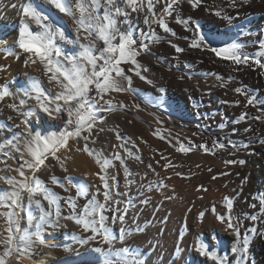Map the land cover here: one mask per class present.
<instances>
[{
	"label": "snow or ice",
	"instance_id": "6c2138e0",
	"mask_svg": "<svg viewBox=\"0 0 264 264\" xmlns=\"http://www.w3.org/2000/svg\"><path fill=\"white\" fill-rule=\"evenodd\" d=\"M187 2L195 9L201 5L202 0H187ZM249 2L250 0H229V6L235 8ZM161 3L164 7L158 13L156 5ZM180 3L181 0H19L21 19L18 38L12 48H0V53H3L4 59L13 57L21 61L25 69L40 72L47 79L48 84H44L41 75H30L28 72H25L28 77L27 83L18 86L15 91L9 87L10 83H15L14 80L0 84V104L11 100L12 102L4 106L22 117L19 123L10 127L7 123H0V132L5 130L11 132V138L0 143V153L7 159L23 161L15 169L7 165V160L0 161L9 171L17 173L15 176L0 177V180H4L9 186L0 190V219L3 220V225H0V245L3 246L0 264H8L11 258H15L18 264L25 257L31 258L34 245L47 246L42 232L48 227L53 230L67 228L66 224L59 223L61 219L73 221L83 233L87 234L81 236L74 231L68 233L69 239L84 249L83 254L71 245L64 246L65 252H76L80 255L82 264H142L135 250L115 247L116 241H123L127 235L132 234L124 224L130 209H134L135 205L130 199L117 198L127 196V189L131 183L128 177L132 173L125 158H122L118 151L109 157L102 149L97 150L89 145H94L99 134L106 130L104 124L108 117L104 114L114 113L123 107L122 104L115 102L113 93L137 91L132 87L131 74L151 83L145 75H142L147 69L138 58L142 55H153L152 46L160 43L162 39L153 25H158L163 33L175 36L176 33L169 26L167 19L175 12L176 23L183 25L185 31L191 33L190 37H184L189 41L187 49L171 40L168 41L176 53H184L187 50L207 51L221 61L230 62V66H237L233 67V71L242 70L240 66H247L262 70L261 75H264V39L258 41V50L254 53L244 51V46L236 41L212 43L202 33L199 21L191 16L183 18L180 15ZM11 7L17 8V4L13 3ZM53 9L63 15H53ZM145 9H147L146 13ZM141 13H144L142 22L147 26V30L136 27L141 19ZM215 16L227 21L229 25L232 24V16L225 13L222 8L215 11ZM64 17L69 18L71 24H68ZM97 41L103 42L102 48L97 47ZM69 44L74 47L68 49L66 45ZM160 59L157 57L158 62ZM175 67L179 68V63ZM184 67L191 69L192 65L185 64ZM6 72L7 67L0 65V73ZM191 75L189 74V79ZM202 75L205 78L215 77L220 82L218 86L222 88L234 79L229 75L225 80L221 75L213 72ZM180 79L184 77L181 76ZM234 91L246 97L245 107L261 106L258 111L262 114L251 119L264 120V98L258 99L254 93H249L242 87H237ZM17 100L18 103L15 102ZM29 101H35V105H29ZM235 103L239 105L240 101L237 100ZM247 115L242 113L235 123H241ZM12 119L11 116L8 117V120ZM60 120H63L62 125L56 123ZM220 126L224 127L223 124ZM108 130L113 131V129ZM233 131L235 132L236 129ZM244 131H251V128H245ZM117 139H124L118 131ZM130 139L131 137H128V140ZM80 141H84L82 147L79 146ZM260 142L264 144V140ZM229 143L232 149L238 150L235 143ZM112 147L124 149L129 159H140L131 149L125 148L124 144ZM196 147L205 153L215 155L212 149H225L226 145L214 141L211 147L206 143ZM193 150L191 142L188 145L180 142L179 146L175 147L176 152L185 155ZM80 152L87 153L93 158L99 168L95 175L100 181V186H96V191L83 206H79L77 200L88 197L91 185L76 181L73 184L76 188V197H61L37 175L42 169L46 171L56 165L67 172V164H75V156ZM14 153L19 154L18 157ZM229 154L235 155V151ZM50 158L56 162V165L48 163ZM161 158L166 161L164 168L174 167L166 156ZM114 161H119L123 168L125 189L123 192L116 191L119 187L116 174L109 173V169L116 168ZM224 163L243 166L245 160H226ZM197 167L201 166L197 165ZM148 168L155 171L152 164H148ZM208 171L212 169L208 168ZM228 174L221 173V175ZM176 175L179 176L181 173L177 172ZM63 180L72 183L73 178L64 177ZM63 180L56 175L51 176V182L60 187H65ZM140 187L145 191H152L154 188H168L169 185L161 181L159 185L141 183ZM201 189L207 191L203 186L197 190ZM65 191H68L66 187ZM99 196L103 197V201L98 198ZM37 197L47 201V209ZM164 199L174 200L175 196H164ZM253 199L259 203V211L245 217L253 221V227L245 230L243 237L240 231L241 220L232 215L233 198L224 197L223 214L217 212L215 205L211 208V214L216 216L219 224L223 226V231L229 232L236 238L231 252L239 256L240 264H245L250 240L264 239V231H258L255 227L257 221L264 224V194H258ZM141 203L147 205L150 199H142ZM249 207L255 209L257 204L251 203ZM34 209L40 211L38 217L33 215ZM65 210L67 215L63 214ZM187 211L191 212L192 209L188 208ZM204 216V211L199 212L198 223L202 222ZM135 218L133 215L132 219ZM21 220L27 225L23 230ZM117 223L121 227L114 232L110 225ZM135 231L143 232L144 228L138 225ZM93 242L107 247H92ZM194 250L214 264H227L226 254L221 253L216 247L210 250L209 243L199 236ZM179 251L180 248L177 246V253Z\"/></svg>",
	"mask_w": 264,
	"mask_h": 264
},
{
	"label": "bare ground",
	"instance_id": "6f19581e",
	"mask_svg": "<svg viewBox=\"0 0 264 264\" xmlns=\"http://www.w3.org/2000/svg\"><path fill=\"white\" fill-rule=\"evenodd\" d=\"M13 3L17 4V8L11 7ZM163 7V3L158 4L156 10ZM221 8L232 16L231 25L215 16V11ZM52 11L53 15H63L55 9ZM179 12L183 18L191 16L199 21L202 33L212 43L236 41L244 46V51L254 53L258 50V41L264 39V0H250L249 3L235 8L229 6V0H202L201 5L195 9L187 0H181ZM143 15L144 13L140 14L141 19L136 27L147 30V26L142 22ZM20 19L19 0H0V48L8 49L14 46L18 38ZM64 19L71 24L69 18L64 17ZM167 19L176 35L163 33L158 25L153 26L162 39L160 43L152 46L153 55H142L138 58L147 69L142 75H145L151 83L131 74L132 87L137 91L113 93L115 102L122 104L123 107L114 113L104 114L108 117L104 124L106 130L99 134L94 145H89L97 150L102 149L109 157L118 151L121 157L125 158L129 171L132 173L128 177L131 183L127 189V196L117 197L122 200L130 199L135 205L134 209H130L124 224V227L132 234L127 235L123 241H116L115 247L135 250L142 264H214L213 261L195 252L194 245L199 236L209 243L210 250L216 247L221 253L226 254L227 264H240L239 256L231 252L236 238L229 232L223 231V226L219 224L216 216L211 214V208L215 205L217 212L223 214L225 212L224 197H231L233 198L232 215L241 220V237L245 230L253 227V221L245 217L259 211V203L253 197L264 194V144L260 142L264 140V120L251 119L262 114L258 111L261 106L245 107L246 97L236 93L234 89L246 88L249 93H254L258 99H262L264 98V75H261L262 70L247 66H240L242 70L233 71V67L237 66H230V62L221 61L211 52L187 50L184 53H176L168 41L171 40L187 49L189 41L184 37H190L191 33L185 31L183 25L176 23L175 12ZM65 34H68L67 28ZM96 43L98 48L103 47L102 41ZM66 47L72 49L74 46L69 44ZM157 57L161 58L159 62ZM177 63L180 65L179 68L175 67ZM185 64L192 65V68L184 67ZM0 65L7 67L6 73H0V84L14 80L15 83L9 84L12 91L27 83L28 77L25 72L30 75H41L44 84H48L47 79L40 72L25 69L21 61L13 57L4 59L3 53H0ZM206 72L217 73L225 80L229 75L234 79L222 88L218 86L220 82L215 77L205 78L202 75ZM189 74H192L191 79L188 78ZM181 76L184 79H180ZM237 100L240 101L239 105L235 103ZM9 102L12 101L6 100L4 104H0V123H7L10 127L19 123L22 117L4 106ZM15 102L18 103V100ZM28 104L35 105V101H29ZM137 105L139 107H136ZM242 113L248 115L244 121L236 124L235 121ZM64 115L66 117L67 114ZM9 116L13 119L8 120ZM56 123L62 125L63 120ZM221 124L224 127H221ZM249 127L251 131L245 132L244 129ZM233 129L236 131L234 132ZM117 131L124 139H117ZM128 137L131 139L128 140ZM9 138H11L10 131L0 132V143ZM214 141L225 144L226 148L212 149L216 153L212 155L196 147L204 143L211 147ZM180 142L185 145L191 142L194 150L187 155L176 152L175 147H178ZM229 142L235 143L238 150L232 149ZM83 143L84 141H80L79 146L82 147ZM120 144L131 149L140 159H129L124 149L112 147ZM233 151L235 155H230L229 153ZM14 155L18 157L19 154L14 153ZM162 156H166L174 167L164 168L166 161L161 158ZM240 159L245 160L243 166L224 163L226 160ZM5 160L11 169L23 163L18 159H7L0 153V161ZM75 160V164H67L68 170L64 172L50 158L48 163L56 166L46 171L42 169L37 175L61 197H76V188L73 186L76 181L91 185L88 197L77 200L78 205L83 206L96 191V186H100L99 178L95 175L99 168L87 153L76 154ZM114 163L116 168L109 169V172L116 174L119 184L116 191L123 192L125 190L123 168L119 161ZM148 164H152L155 171L149 169ZM208 168L212 171H208ZM0 169H3L0 171V177L17 175L15 171H9L2 162H0ZM177 172L181 175L177 176ZM225 172L229 174L221 175ZM52 175L62 180L64 177H72V183L63 180L68 191H65V187L53 184ZM213 176L217 178L213 179ZM161 181L169 187L154 188L152 191H145L140 187L141 183L159 185ZM200 186L207 191L202 189L198 191ZM6 188L9 186L4 180H0V190ZM173 195L174 200L164 199V196ZM98 198L103 201L102 196ZM145 198L150 199L147 205L141 203V200ZM37 199L42 200L41 197ZM42 203L47 209V201L42 200ZM63 203L62 200L61 204ZM251 203H256L257 208H250ZM188 208L192 211L188 212ZM201 211L205 212V216L202 222L198 223V214ZM63 214L67 215V210ZM33 215L38 217L40 211L34 209ZM133 215L136 217L135 220L132 219ZM59 223L66 224L67 228L53 230L48 227L42 232L47 246L34 245L31 258H23L20 264H41V262L42 264H82L81 256L76 252L64 251L65 245H71L81 254L84 253V249L72 242L68 236L70 232L79 234L82 230L70 220L61 219ZM0 225H3L2 219H0ZM138 225L144 228L143 232L135 231ZM26 226V222L21 220V229L23 230ZM110 226L114 232L121 227L119 223ZM255 227L258 231H264V224L259 221L255 222ZM177 246L180 248L179 253H177ZM92 247H94L93 244ZM104 247L106 248L107 245ZM2 255L3 246L0 245V256ZM8 264H18V262L15 258H11ZM245 264H264V239L250 240Z\"/></svg>",
	"mask_w": 264,
	"mask_h": 264
},
{
	"label": "rangeland",
	"instance_id": "374dc122",
	"mask_svg": "<svg viewBox=\"0 0 264 264\" xmlns=\"http://www.w3.org/2000/svg\"><path fill=\"white\" fill-rule=\"evenodd\" d=\"M162 10H163V8H159V10H157V12L159 13V12L162 11ZM146 12H147V11H146V9H145V13H146ZM153 26H156V25H153ZM126 70H127V68H126ZM109 171H110V170H109ZM109 173H110V172H109ZM110 174H111V173H110ZM80 233H82L83 236L87 235V234H84L83 232H80ZM80 233H79V234H80ZM82 234H80V235L82 236ZM92 244H93L94 247L102 246V245H100V244H98V243L95 244V242H93ZM102 247H104V245H103Z\"/></svg>",
	"mask_w": 264,
	"mask_h": 264
}]
</instances>
